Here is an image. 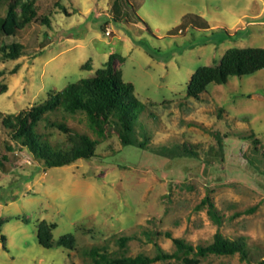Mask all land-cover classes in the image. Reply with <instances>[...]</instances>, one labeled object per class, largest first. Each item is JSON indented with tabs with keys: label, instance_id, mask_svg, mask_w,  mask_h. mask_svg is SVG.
Returning <instances> with one entry per match:
<instances>
[{
	"label": "rangeland",
	"instance_id": "rangeland-1",
	"mask_svg": "<svg viewBox=\"0 0 264 264\" xmlns=\"http://www.w3.org/2000/svg\"><path fill=\"white\" fill-rule=\"evenodd\" d=\"M56 1L38 0L40 15L58 11L51 25L36 21L6 39L22 43L26 54L0 60L6 87L0 112L32 108L95 75L115 53L113 68L147 106L137 137L145 132L155 150L189 144L199 155L170 158L123 145L108 128L94 158L46 168L0 126V264H93V246L114 255L154 256L156 243L175 251L166 232L206 245L218 231L244 238L250 260L210 255L199 264H264V161L249 163L264 160V69L211 84L200 99L187 97L199 66L217 65L231 48H264V0H62L70 15ZM49 121L97 137L84 113L57 110L38 126L53 144L65 145L68 137ZM207 196L224 215L221 224L202 203ZM42 220L53 226L49 249L37 240ZM67 234L75 237L74 249L57 245ZM120 236L131 240L122 247Z\"/></svg>",
	"mask_w": 264,
	"mask_h": 264
},
{
	"label": "trees",
	"instance_id": "trees-1",
	"mask_svg": "<svg viewBox=\"0 0 264 264\" xmlns=\"http://www.w3.org/2000/svg\"><path fill=\"white\" fill-rule=\"evenodd\" d=\"M57 0L55 6L59 11L67 15V7ZM0 60H15L26 54L25 47L18 41L6 42L8 38L18 36L27 25L41 21L51 25L54 12L40 15L38 0H0ZM117 54H111L107 66L97 70L95 75L81 78L71 82L61 90L52 93L46 100L33 106L28 110H22L17 115L3 114L0 112V126L16 142L21 150H26L29 156L40 161L44 167H63L80 159H92L97 155V148L105 139L108 128H114L123 145H135L141 148H148V135L142 132L143 139L137 137L139 117L146 109L135 93V86L122 77L121 70L113 68L112 61ZM264 69V48L245 47L231 48L225 52L217 65L199 66L193 73L187 88V97L200 99L211 84H227L230 77H243L253 75ZM13 69L11 73H14ZM6 87L0 81V91ZM57 110H64L70 113L82 112L85 114L88 124L96 134V138L87 133L73 131L65 122H50L53 126L67 134L68 142L65 145L53 144L45 133L38 131L39 123L47 119V115ZM142 129L143 126H142ZM252 137V136H250ZM258 142L257 139L254 140ZM220 145L222 142L219 141ZM10 151L15 146L7 145ZM152 149L156 154L165 157H196L199 151L196 147L183 144L174 145L172 148L161 146L157 150ZM257 153L261 151L255 148ZM264 156V151L261 152ZM263 159L252 157L249 163L263 162ZM257 167H260L257 165ZM258 169V168H257ZM261 170V169H260ZM202 203L208 205V212L214 221L221 224L223 214H220L214 202L207 196ZM251 207L242 212H236L233 217L245 212H253ZM1 229V226H0ZM175 244V251L168 252L162 249L157 243V253L149 256L139 253L135 256L111 254L107 247L93 246L89 250L93 264H152L158 261L182 260L185 264H199L201 258L210 255L225 256L239 254L241 259L249 261L247 242L244 238H230L222 232H216L211 243L206 245H194L183 238L173 237L166 232ZM3 248L6 250V237L1 236ZM38 243L45 248L54 246L53 226L46 220H42L37 228ZM122 247L131 240L130 236H120ZM57 245L66 249H74L75 237L72 234L62 236Z\"/></svg>",
	"mask_w": 264,
	"mask_h": 264
}]
</instances>
